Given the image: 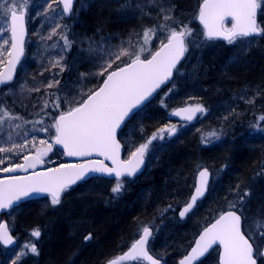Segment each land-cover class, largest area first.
<instances>
[{
	"label": "snow or ice",
	"instance_id": "6c2138e0",
	"mask_svg": "<svg viewBox=\"0 0 264 264\" xmlns=\"http://www.w3.org/2000/svg\"><path fill=\"white\" fill-rule=\"evenodd\" d=\"M75 2L76 0H44V7L40 9L42 13L50 9L52 15L46 16V19L56 21L48 35L41 39L50 40L53 35H57V29H64L51 46L55 51L56 45H59V51L50 58V68L59 67L60 71L40 82L45 89L59 86V77L67 67L62 61L71 50L73 40L69 38L68 25H62L59 21L73 15ZM33 7L31 0H0V54L6 53L12 57L6 70H0L2 95L13 91L11 85L14 71L24 52L26 13L31 14ZM137 7L141 14H155L161 22L137 33L135 42L129 37L127 41H121L118 47L110 44L105 47V41L101 38L95 47L90 45V53H103L99 56L101 62H94V67L98 69L96 72L81 73L78 83L83 84L86 76L94 75L98 78L94 87H81L74 91L69 90L65 84L56 92H45L44 97L40 98L42 107L36 112L38 119L35 120H28L13 112L6 104L0 106V137L6 136L0 142V154H3L0 155V165L7 164L0 168V172L9 174L5 179H0V212L14 210V206L34 194H46L55 207L61 203L63 193L78 182L89 179L90 174L112 177L115 184L111 191L114 196H118L124 189L126 178H134L141 171L152 142L164 140L165 133L170 138L177 131L174 125L159 128L144 139L143 143L128 147L122 146L118 139L122 126L126 127L127 122L134 119L141 107L145 106V102L162 86L167 85L174 73L180 72L178 65L186 59L190 47L201 48L204 42L223 40L229 46L243 45L244 47H240V52L243 53L247 45L255 43L257 38L264 39V0H198L193 19L201 26L199 32L189 26L190 22L174 19L172 13L175 5L167 0H149L148 5ZM149 7L155 9V12L149 11ZM153 38L159 44L155 50L150 47ZM60 41L63 43L60 44ZM9 44L10 48L4 47ZM123 57L127 59H122ZM50 68L44 70L50 71ZM19 87L23 90L25 85L21 83ZM30 91L39 92L40 87L34 86ZM173 91L174 86L168 88L166 95ZM246 97L247 92L241 93L238 100L255 105V97ZM207 111L204 105L195 104L174 109L170 115L191 121L196 118L197 113L206 115ZM229 112L236 113V108H230ZM28 124H31L33 133H48L47 139L39 141L40 144L46 143L47 148H37L34 159H29V154H24L29 144V132L26 129ZM250 127L264 132V113L256 116L250 122ZM17 130H24L20 142L15 139V136L21 134ZM140 131L143 134L142 128ZM212 137L219 139L217 133L212 131L202 136V142H207ZM36 139L35 135L31 136L32 141ZM56 145L63 149L62 154L82 158L84 162L60 164L42 172L33 170L31 175L17 174L28 173L29 169L43 164L44 157ZM122 150L127 153L126 158H122ZM27 152L30 153L31 149H27ZM22 154L26 163H8L13 156ZM259 174H264V166ZM212 177L213 173L207 167L199 168L193 191L179 211L180 218L189 214L198 201L206 196ZM232 191L236 195L232 199L225 197L227 207L220 210L214 221L203 228L198 234L199 238L195 240V246L183 255L179 264H194L214 246L218 249V264H258V261L264 264V205H258L256 212H252L248 204L251 190L241 189L237 185ZM169 209H172V205H168L164 211ZM10 231L7 223L0 222V244L17 248V241ZM153 231L152 227L144 225L127 251L109 260L108 264H124L128 261L135 264H143L145 261L147 264H161L162 258L154 257L149 248ZM41 235L39 227L30 233V237L35 240H39ZM91 239L89 233L85 240ZM35 240L30 238L23 242L13 264H23L24 258L30 254L39 255Z\"/></svg>",
	"mask_w": 264,
	"mask_h": 264
},
{
	"label": "trees",
	"instance_id": "16d2710c",
	"mask_svg": "<svg viewBox=\"0 0 264 264\" xmlns=\"http://www.w3.org/2000/svg\"><path fill=\"white\" fill-rule=\"evenodd\" d=\"M31 2L34 7L28 16L29 35L31 39H36L39 43L49 44L43 57L50 62L49 59L59 51V45H56L55 51L51 46L57 41L59 32L64 29H57V35H53L50 40L41 39L42 36L48 35L56 21L46 19V16L52 15L50 9L44 13L40 11L44 7V0H31ZM167 2L175 5V10L172 13L174 19L185 23L190 22V27L200 31V25L197 20L193 19L198 0H167ZM77 3L73 17L59 21L62 25H68L70 39L74 35V30L83 35L96 34L101 31L103 35L131 37L135 42L137 33H142L145 27H151L161 22L155 14H141L137 7V5H148L149 0H79ZM148 10L155 12V9L150 7ZM35 14L38 15V20L37 24L33 25L31 17ZM76 15L78 16L77 25L75 28H70L69 26L76 19ZM202 39L201 37L200 40ZM200 40H197L198 43ZM62 43L60 41V44ZM209 43L213 44L218 53L202 51L199 48L196 53L189 51L179 67L180 72H189L186 78L189 81L188 87H192L190 91H195V95L184 97L185 101L180 104V107L202 104L208 110L205 118L201 117L195 121L180 124L179 132L173 138L166 136L164 140H155V149L153 150L155 156L148 162L145 172L136 179L126 180L124 189L118 196H114L111 191L115 182L95 179L82 183L65 193L61 199L63 205L60 209L52 211L49 209L46 213L42 207L45 201L43 199L23 203L13 211L6 213L10 215L16 211L24 212L18 225L25 235H29V239L35 240L30 237L34 228L39 227L42 230L39 240H35L39 255H28L24 258L23 264H107L109 260L128 249L134 239L138 238L144 225H156L162 229L160 235L155 236L151 244L152 253L157 252L162 243L160 237L164 236L163 242L167 244L168 248L160 254L169 263L176 264L178 262L182 252L179 249L173 250L172 244H175V241L182 236L179 229L185 222H181L178 218V209L181 204H171L174 211L172 209L164 211L170 205V194L182 187L190 174L191 164L201 158L199 147L201 146L202 131L207 134L217 131L223 136L228 134V138H230L235 126L234 121L238 119L235 118L234 113L229 112V109L224 110L216 119L210 102L206 99L208 98L207 94L211 91L216 95L215 97H219L222 91H228L232 95L236 94L240 91V86L255 87V90L264 86V39L257 38L255 43L247 45L243 53L240 52V47H244L243 45L229 46L226 42L216 40L204 42V44ZM155 44L156 40L153 38L150 45L153 50L157 48ZM4 47L8 48L9 45ZM29 48L27 42L26 54L28 57ZM0 56V61L4 63L7 54H0ZM69 58L70 55L66 53L62 63L67 67L61 74L62 76L68 74V69L71 66ZM50 69L52 74L60 71L59 67ZM29 70L28 60L25 59L18 75H28L31 71ZM32 70L35 73L34 76L43 81H46L51 75L48 71L39 70L37 67ZM38 72H43L42 77L38 76ZM174 81L145 109L137 113L134 119L128 122L120 133V140L123 143L129 127H137V137L142 141L136 140V143H140L169 122L168 108L161 104V99L168 88L173 86ZM57 90L51 88L48 93ZM174 92L175 89L172 93ZM43 95L45 93L41 91L29 97L10 99L6 105L24 118L35 120L38 119L36 112L42 107L40 98L44 97ZM167 102L164 101V103ZM4 105L0 100V106ZM225 116L228 118L225 119ZM141 128L143 134H141ZM188 135L190 138H185ZM232 151L233 148L230 147L225 152L231 156ZM262 154L264 155V149L263 153L256 151L253 156L247 158L240 151L238 156H240L241 162L238 167L242 170V174L250 173L251 160L255 165L262 163ZM242 176L244 175H240V178ZM96 181L100 182V186L95 185ZM231 188H235L234 185ZM202 224L204 227L208 222ZM171 227L174 228L172 232ZM197 229L201 228L197 227ZM15 230L21 233L20 229ZM89 233L92 239L86 241L85 237ZM187 243L190 245L189 241ZM21 246L20 238L17 248L5 249L0 244V264H13L16 255H19L16 251ZM201 264H218V262L217 259L213 260L210 256Z\"/></svg>",
	"mask_w": 264,
	"mask_h": 264
},
{
	"label": "rangeland",
	"instance_id": "374dc122",
	"mask_svg": "<svg viewBox=\"0 0 264 264\" xmlns=\"http://www.w3.org/2000/svg\"><path fill=\"white\" fill-rule=\"evenodd\" d=\"M75 17H76V19L74 20V22L71 23V25L69 26L70 28H75V26L77 25L76 20H77L78 16L76 15ZM37 20H38L37 14H35L33 17H31V21H32L33 25L37 24ZM198 32H199V30H198ZM8 35H10V33ZM101 38H103L105 41V45H104L105 47H107L109 44L112 46L118 47L120 45L121 41H127L129 39V38H127L125 36H121V35H115V36L114 35H103L101 31L96 32V34L83 35V34H80L78 31L76 32V30H74V35L72 36L73 44H72L71 50H69L67 52V54L70 55L69 62L71 63V66L68 69L67 75H65V76L61 75L59 77L60 81H61L60 85L53 87V89L57 90L58 88H61L66 84L69 90L78 91L81 87L89 88V87H94L97 84L98 78L94 75L86 76L83 84H79L78 80L80 79L81 73H86V74L87 73H94L98 70L96 67H94V62H96V63L101 62L99 60V56L103 55V53H100V52L90 53L89 47H90V45L95 47L97 44L100 43ZM197 43H198V41H197ZM28 45L30 47L29 48L30 54H29V57L26 54L25 59L28 60V65H29V68L31 71L29 70L30 71L29 74L25 75V76L24 75H18L15 82L11 85V87L13 88L12 92H8L6 95L0 94V100L4 104H6L10 99L15 100V99L21 98V97H29L30 95H33L34 93H40L41 91L43 93L50 91V89H45L43 87V85L40 83V82H43V80L35 77L34 76L35 73L32 70V68L35 69V67H37L39 70H43L45 68H50V62L47 61L43 57V55H44L43 53H45V50L48 48L49 44H47L46 42L39 43L38 40L31 39L30 35H29ZM209 45L213 46L212 43H209ZM155 46H157V48L159 47V44L157 41H156ZM8 48H10V44H9ZM55 48H57V47H55ZM198 50L199 49L197 47H194V46L190 47V49H189V51H192L193 53H196ZM8 57L9 56L7 55L4 63L1 64L0 70L6 64ZM47 58L49 59V57H47ZM122 59L126 60L127 57H123ZM24 61H23V63H24ZM23 63H22V65H23ZM41 68H43V69H41ZM20 69H21V67H20ZM50 72H51V69H50V71H48V73H49V75L50 74L52 75V73H50ZM19 73H20V70H19ZM187 74H189L188 71H185V73L179 72L175 78L174 83H173L175 92L171 93L170 95H166V93L168 92V90H167L164 93L163 98L161 99L163 102L168 101L167 103H163V104L161 103V104L165 108H168L167 109V115L170 117V118L168 117L169 122L167 124H165L164 126H162V128H167V127H171L174 125L177 129L176 133H178L179 129H180V125L178 122H179V120H181V117L177 116V118L175 119V116L170 115V113L174 109L181 108L180 104L185 101L184 97L189 96V95L190 96L195 95L194 90L190 91L192 87H188L189 81L186 80ZM38 76L42 77L41 72H38ZM50 76L48 78H50ZM21 83H23L25 85L23 90H21L19 87V85ZM34 86H39L40 91L39 92L30 91V89L33 88ZM7 87H9V86H6L5 88H7ZM69 95H71V91L69 92ZM31 127H32L31 124L26 125V129L29 132V136H28L29 144L26 146L24 154L35 155L37 148H40V149H46L47 148L46 143L40 144L39 141L41 139H47L48 133H46V132L33 133V132H31ZM9 130L10 129H5V131H9ZM17 131H20L21 134H20V136H15V139L17 142H20L21 138L23 137V131L24 130H17ZM32 135H35L37 137V139L35 141L31 140ZM52 135H54V130H52ZM137 135H138L137 127H135V128L129 127L128 134L125 137V142H124L125 146L131 147L134 144H139V143H136V140L142 141V139L141 138L138 139ZM166 136H167V133H165V137ZM4 138H6V136L0 137V142H2ZM140 143H143V142H140ZM154 143H155V141L152 142V145L149 146V151L146 153V158H147L148 162L152 158H154V156H155V153L153 152V150L155 149ZM29 148L31 149L30 153L27 152V149H29ZM0 155H3V154H0ZM126 155H127V153H126ZM44 161L46 162L47 168L57 167L60 164H67V161L65 160L62 152H60L55 146H54L53 150L51 152H49L46 157H44ZM23 162H24L23 154L20 156H13L12 160L8 161L9 164H14V163L23 164ZM5 166H7V164L0 165V168L5 167ZM263 166H264V164H263ZM4 174H5L4 172H0V178H2L4 176ZM217 178H218V180L220 179L219 177H217ZM262 181H264V178H262ZM94 183L96 186H100V182L96 181ZM262 193H264V192H262ZM213 194H214V192H213ZM214 197H215V194H214ZM44 200L45 201L43 202L42 207L45 210H49V209L51 211L57 210V209H60L63 205V201H61V203L59 205H56L54 207L51 205L50 198H46ZM215 200L216 199L211 198V199H209V201L204 202L203 204L200 205V207L198 208V210L196 211L195 214L191 215L189 219L187 218V220L185 221V224H183L184 226L182 225L183 228L186 230L185 233L187 235L194 228L193 224L198 223V218H200L201 216L204 217V216L209 215L208 217L204 218V220H205V219H208L209 217H212L210 214L212 212L213 205L215 204ZM219 200H221V198ZM223 200H225V197L223 198ZM248 204H249L251 211L256 212L257 207H258V203L256 202V204H255L254 202H252V199L250 200V197H249ZM223 205L227 206V202H225ZM23 214H24V212L18 213L16 211V212H14V214H10V215L5 214L3 216H0V222L6 221L10 227L11 232L16 236V238L18 240H19V238L21 239L22 244L24 241L29 239L28 238L29 235H25V233L22 232V228L19 227V225H18V221L23 217L22 216ZM201 224L202 223H200L198 225L199 228H202L203 224L202 225ZM148 226H150L154 229L156 237L159 236L160 233L162 232V229L156 225H148ZM15 229H20L21 233L16 232ZM173 229L171 230V232L173 231ZM194 236H195V234H194ZM164 238H165L164 236L160 237V240L162 241V243L159 245L157 252L154 253L157 257L162 258V260H166V258H164V256L160 253H164V251H166V249L168 248L167 244L165 242H163ZM192 240H193V238L189 241L191 243L190 246L193 243ZM177 249H180V251L183 250L180 248L179 244H178ZM16 252H17V254L19 253L18 250ZM212 258H213V260L217 259L218 253L214 252L211 255V259Z\"/></svg>",
	"mask_w": 264,
	"mask_h": 264
},
{
	"label": "bare ground",
	"instance_id": "6f19581e",
	"mask_svg": "<svg viewBox=\"0 0 264 264\" xmlns=\"http://www.w3.org/2000/svg\"><path fill=\"white\" fill-rule=\"evenodd\" d=\"M199 49L202 51L203 50L209 51L210 53L212 52L218 53L217 52L218 50L215 49L214 46H211L209 44H204L203 47ZM263 87H259L255 90V87L249 86L245 88L243 86H240L239 87L240 91L236 92V94L232 95L228 91H222L220 92L221 94L217 93L218 95L219 94L221 95L219 97H215L216 95L212 94L211 91L207 94L208 98L206 99L209 100L210 107L213 110V115L216 116V119L221 113H223L224 110L233 107L236 108V113H234L235 114L234 116L235 118L237 117L238 119L234 121L235 126L231 132L230 138H228V134L223 136L217 133L216 131L217 135L219 136V139L212 137L211 139L208 140L209 142L207 141L209 143L208 144L207 142H202V136L207 135L205 131H202L200 136L201 146L200 147L198 146L201 158L196 159L194 163L191 164L190 174L185 180V182L182 184V187L177 189L175 193L170 194L169 197L171 199V202H169L170 205L175 203L181 204L178 209V218H179V211L182 209V207L188 200L190 193L193 191V185L196 183L197 172L199 168L207 167L213 173V177L211 179L207 196L204 198L203 201L198 203L194 212L191 213L187 218L189 219L191 215L195 214L201 204L213 198L216 200H215V204L213 205L212 212L210 214L212 217H209L208 219L205 220L204 218L208 217L209 215L204 217L201 216L200 218H198V223L193 224L194 228L190 231L188 235L185 233L186 230L183 228V226L179 229V232L182 233V236L175 241L176 242L175 244H172L173 250H176L178 248V244L180 248L183 249L181 251L182 254L179 259H181L186 252H190L191 248L195 243L196 238L199 236L198 234L202 232L203 228L206 226L205 225L199 230L197 229L198 225L200 223H203L204 221L205 222L207 221L208 224L214 221V217L218 214V212L223 208L227 207L226 205H223L225 202H227L226 199L223 200V198L227 197V199H232L236 195V193L232 190L235 189L237 185H239L241 189L248 188L251 190L250 200L252 199V202H254L255 204L257 202L258 205H264V193H262L264 192V181H262V178H264V174L258 175V172H260L263 166L264 155L262 154L263 162L259 163L258 165L253 164V160H251L252 166L250 173L242 174V170L238 167L239 163L241 162L240 156H238L240 151H242V155H245L247 158L253 156L256 151H259V153H263L264 132L257 131L256 129L250 127V122H253L256 116L260 115L261 113H264ZM244 92H247L246 98L249 97L256 98L255 105L246 104L244 103V101L238 100L239 94ZM257 93H260V95H257ZM225 103H229V104H225ZM230 104L232 106H229ZM205 116L206 115H201L197 113L196 118H194L191 121H195L201 117L204 119ZM185 138H190V135L186 136ZM230 147L233 148V151L231 152L232 153L231 156H228V154L225 151H227ZM240 175H244V176L240 178ZM217 177H219L220 179L218 180ZM126 180H133V179L126 178ZM229 184H231L232 186L230 185V187L228 188ZM233 185L235 188H231L233 187ZM213 192L215 194V197ZM220 198L221 200H219ZM45 211L46 213H48L47 210ZM172 229L173 227H171V230ZM154 238H155V232L152 238V242H150L151 244L153 243ZM192 238H193L192 240L193 243L190 246L187 242L190 241ZM163 261H165L166 264H172L169 263L167 259ZM176 264H178V262Z\"/></svg>",
	"mask_w": 264,
	"mask_h": 264
},
{
	"label": "water",
	"instance_id": "95a60500",
	"mask_svg": "<svg viewBox=\"0 0 264 264\" xmlns=\"http://www.w3.org/2000/svg\"><path fill=\"white\" fill-rule=\"evenodd\" d=\"M79 0H76V2L74 3V5H73V12H74V10H75V7H76V4H77V2H78ZM26 22H25V36H24V44H23V49H24V52H23V55L20 57V60H19V62L17 63V65H16V68H15V71H14V81H13V83L15 82V80L17 79V76H18V72H19V69H20V66H21V64L23 63V61H24V58H25V54H26V44H27V41H28V37H29V30H28V24H27V19H28V14L26 13ZM72 17V16H71ZM71 17H68V18H66V19H70ZM198 24H199V22H198ZM223 41V40H222ZM10 59H12V57L11 56H9L8 57V60H7V62H6V64L3 66V68L1 69V70H6V67H7V63H8V61L10 60ZM184 60V59H183ZM182 60V61H183ZM182 61H181V63H182ZM180 63V64H181ZM180 65H178V67H179ZM174 76H175V73H174V75H173V78H172V80L174 79ZM172 80L171 81H169L168 82V84L167 85H164V86H162L161 87V89H159L158 91H157V93H155L152 97H150L149 98V101H146L145 102V106H142L141 107V109L138 111V112H140V111H142L147 105H149L171 82H172ZM6 87V86H5ZM137 112V113H138ZM128 123V122H127ZM124 126H122V131L124 130ZM121 132V131H120ZM173 136V135H172ZM118 139L120 140V134H119V136H118ZM121 144H122V146H124V144L121 142ZM56 148L59 150V151H61L62 153H63V149L59 146V145H56ZM125 151H123L122 150V158H124V155H125ZM64 157H65V159H66V161L68 162L67 164L68 165H74V164H80V163H83L84 161H83V159L82 158H79V157H69V156H67V155H65L64 154ZM35 158V155H29V159H34ZM24 163H26V161L24 160V162H23V164ZM146 165H147V160H146V156H145V164L141 167V171L140 172H138L137 174H136V176L134 177V178H136V177H138V176H140L142 173H144L145 172V170H146ZM36 171V172H42V171H44V170H46V164H45V162L43 163V164H39V165H37L36 167H35V169H29V171H28V173H17V174H19V175H31V173H32V171ZM9 174L8 173H5L4 174V177L3 178H0V179H5L7 176H8ZM95 178H99V179H105V180H110V181H114V179L112 178V177H108V176H104V175H101V174H90V178L89 179H87V180H85V181H80V182H78L76 185H73L70 189H72V188H75V187H77L79 184H81V183H84V182H88V181H90V180H92V179H95ZM134 178H132V179H134ZM210 183H211V181H210ZM209 186H210V184H209ZM208 193V192H207ZM64 195V193L62 194V196ZM206 196H207V194H206ZM205 196V197H206ZM204 197V198H205ZM45 198H48V196L46 195V194H40V195H32L31 196V198H25L24 200H23V202H21V203H19L18 205H16V206H14V209L15 208H17L18 206H20L21 204H23V203H26V202H30V201H38V200H41V199H45ZM204 198L201 200V201H203L204 200ZM201 201H198V203H200ZM198 205V204H197ZM197 207V206H196ZM196 207H194L193 208V210L189 213V214H187L183 219L182 218H180L181 220H186L187 219V217L191 214V213H193L194 212V210L196 209ZM10 211H12V210H8V211H5V212H0V216L1 215H4V214H6V213H9ZM180 217V216H179ZM3 223H7L6 221H2ZM8 224V223H7ZM10 234L14 237V239H16V241H17V243H18V240H17V238H16V236L10 231ZM153 235H154V232H153ZM152 238H153V236H152ZM152 238L150 239V242L152 241ZM199 238V236L196 238V239H198ZM150 242H149V246H150ZM2 245V247L3 248H5V249H13L14 247L12 246V245H3V244H1ZM193 246H195V243H194V245ZM215 249H217V247L216 246H214L213 247V249H211V250H209V252L208 253H206L205 254V256H203V257H201V258H199V260H197L196 262H194V264H200V263H202L205 259H207L210 255H211V253L215 250ZM127 251V250H126ZM123 254V253H122ZM121 255V254H120ZM119 256V255H118ZM117 257V256H116ZM115 257V258H116ZM155 257V256H154ZM115 258H113V259H115ZM219 260V259H218ZM131 263H134V262H131V261H128V262H124V264H131ZM145 264H147V262L145 261L144 262ZM108 264V263H107ZM161 264H166V262L165 261H163V260H161ZM178 264H179V262H178ZM258 264H260V262L258 261Z\"/></svg>",
	"mask_w": 264,
	"mask_h": 264
},
{
	"label": "flooded vegetation",
	"instance_id": "af4514ba",
	"mask_svg": "<svg viewBox=\"0 0 264 264\" xmlns=\"http://www.w3.org/2000/svg\"><path fill=\"white\" fill-rule=\"evenodd\" d=\"M182 121L185 122V123H189V122H190V121H185V120H183V119H182ZM181 124H182V123H181Z\"/></svg>",
	"mask_w": 264,
	"mask_h": 264
}]
</instances>
